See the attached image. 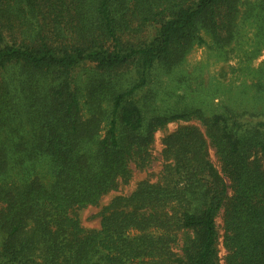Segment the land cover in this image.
Wrapping results in <instances>:
<instances>
[{"label": "trees", "instance_id": "16d2710c", "mask_svg": "<svg viewBox=\"0 0 264 264\" xmlns=\"http://www.w3.org/2000/svg\"><path fill=\"white\" fill-rule=\"evenodd\" d=\"M239 2L0 0V264H264V110H143L153 72L182 65L200 30L216 48L233 42ZM81 103L108 105L103 139ZM191 121L203 132L161 139L156 183L112 199L98 230L80 226L79 211L151 165L158 131ZM39 161L49 184L9 181Z\"/></svg>", "mask_w": 264, "mask_h": 264}, {"label": "rangeland", "instance_id": "374dc122", "mask_svg": "<svg viewBox=\"0 0 264 264\" xmlns=\"http://www.w3.org/2000/svg\"><path fill=\"white\" fill-rule=\"evenodd\" d=\"M238 7L239 15L231 44L216 48L208 32L200 30L204 43L195 45L182 65L169 74L159 69L153 72L148 86L153 99L148 104L149 107L143 108L145 119L188 109L200 110L206 117L220 115L227 109L239 113L264 110V6L256 0H240ZM107 109L109 107L106 103L93 109L81 103L80 119L89 132L94 131L96 140L103 139L107 132ZM187 124L194 125L203 132L197 121L172 123L166 129L158 131L152 147L154 159L151 165L144 171L133 169L129 183L120 185L116 191L104 196L98 207H87L79 211L80 226L85 230H98L100 211L112 199L129 197L143 181L156 183L164 164L161 157V139L178 126ZM209 157L218 167L211 148ZM52 174L47 163L39 161L24 168L14 167L9 181L20 183L37 179L47 185L51 182ZM216 225L220 237L217 248L221 259L225 255L222 246L221 213L216 218Z\"/></svg>", "mask_w": 264, "mask_h": 264}]
</instances>
